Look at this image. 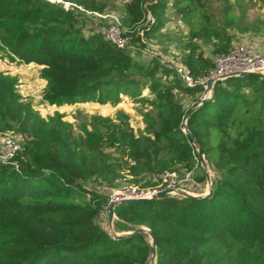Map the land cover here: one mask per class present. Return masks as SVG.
Masks as SVG:
<instances>
[{"label":"trees","instance_id":"obj_1","mask_svg":"<svg viewBox=\"0 0 264 264\" xmlns=\"http://www.w3.org/2000/svg\"><path fill=\"white\" fill-rule=\"evenodd\" d=\"M63 1L107 12L105 0ZM205 1L221 4L220 19ZM245 2L130 0L122 18L134 29L149 11L154 24L146 37L164 27L172 6L190 23L182 62L201 78L213 69V59L191 42L211 43L216 56L230 52L228 30L247 25L239 11ZM84 16L77 7L66 10L48 0H0V51L11 62L41 67L44 101L51 106L117 105L125 95L149 102L141 97L145 79L157 113L145 115L140 136L128 123L101 115L75 135L63 114L43 117L19 93V79L0 72V133L24 138L15 158L0 163V264H150L153 248L142 227L156 238V264H264V76L215 82L202 102L203 87H186L158 57L135 61L96 27L83 30ZM176 91L192 96V107L178 102ZM185 119L215 172L211 196L167 194L119 204L115 231L104 227L99 215L109 195L84 187L88 181L113 186L127 175L154 188L158 182L150 176L167 170L191 171L198 182L207 181L197 147L183 131ZM114 148L124 153L127 169L108 151Z\"/></svg>","mask_w":264,"mask_h":264},{"label":"rangeland","instance_id":"obj_2","mask_svg":"<svg viewBox=\"0 0 264 264\" xmlns=\"http://www.w3.org/2000/svg\"><path fill=\"white\" fill-rule=\"evenodd\" d=\"M107 3L108 14H117L124 17L125 6L130 0H105ZM172 3V0H169ZM172 5V4H171ZM206 8L209 13H213L218 19L221 16V4L215 1H205ZM242 13L243 22L246 23L243 28H233L229 29L228 33L232 35L233 49L240 45L253 47L264 54V0H246L244 4L239 9ZM83 19L85 22L83 30L90 31L93 27L98 28L104 19L98 16L88 15ZM165 25L157 33H149L146 36V41L148 46L156 50L157 53L162 55L167 61L174 63H182V57L189 49V30L190 23L189 19L184 18L181 14H178L170 6L169 10L165 15ZM250 23H253L257 28L254 30L250 27ZM100 24V25H99ZM253 25V26H254ZM250 27V28H249ZM192 45L196 44L198 51L204 53L206 57L214 58L216 55L213 54V46L211 43L204 40H198L195 43L191 42ZM134 59L137 62L148 64L150 57L143 52H134ZM41 67L36 64H17L11 62L9 57L6 56L5 52L0 51V72L8 73L16 76L19 79L18 91L22 95L25 101L31 102L34 108L39 111L43 117H48L56 114L57 112L64 115V120L71 122L74 125V134L79 132L80 125L83 123L89 124L93 116L101 115L104 117H111L115 121H124L130 125L137 135L144 133L145 115L152 113L156 115L157 110L151 101L154 100V96L150 92V81L143 79V89L142 96L144 99H148L149 102H143L138 99L131 98L129 96H122V101L113 105L100 104L95 102L77 103L74 105H64V106H51L44 101V91L47 86V81L41 77L40 74ZM176 100L183 104L186 109L192 107L195 99L192 96L184 94L182 92L176 91ZM110 153L113 155L114 159L122 160V167H127L125 162L127 160L124 157L122 151L114 148L109 149ZM205 171H207V181L215 177V172L211 169L209 164L206 162L204 165L200 163ZM127 169V168H125ZM127 172V170H124ZM124 174V172H122ZM185 173L180 172V178L185 177ZM196 174H200V170L197 169ZM148 177V176H147ZM155 183V176H150ZM131 177L123 175L119 177L113 186H105L98 184L95 180L88 181L84 185L90 189H122L124 187L138 188L139 186L131 182ZM155 180V181H154ZM206 181V182H207ZM198 182L194 176L189 182H183V189L189 192L207 195L210 188L207 187V183ZM159 184V183H158ZM182 187V186H181ZM155 188V187H154ZM172 195V194H171ZM102 225L107 227L111 231H115L113 225H104L103 219L99 217ZM127 233V232H126ZM125 233V234H126Z\"/></svg>","mask_w":264,"mask_h":264},{"label":"built area","instance_id":"obj_3","mask_svg":"<svg viewBox=\"0 0 264 264\" xmlns=\"http://www.w3.org/2000/svg\"><path fill=\"white\" fill-rule=\"evenodd\" d=\"M48 1L62 4L66 10L72 7H77L80 11L85 12L88 15H94L104 19L103 23L101 25L99 24L98 31L116 47L130 50L132 53L143 52L150 58H160L162 64L175 70L176 74L186 87L193 88L201 86L206 91L207 97L211 94V92L208 91L207 82L209 80L214 84L215 82L224 81L228 78L242 77L248 74H260L264 76V54L253 47L240 45L228 53L215 56L213 58V69L206 76L195 78L187 65L167 61L162 55L157 53L156 50H153L148 46L145 37V30H148L150 26L154 24V18L149 11L142 23L138 24L134 29H130L124 24L123 18L117 14L88 11L81 6L63 0ZM134 33L139 38V42L137 43L133 40L132 34ZM185 125L186 119L184 121V126ZM23 145L24 138L20 134L15 132L0 133V163H10L19 151L23 149ZM154 179L159 183L155 188H143L138 185V188L124 187L118 190L106 189L109 195V204L99 215V217L103 219L104 225L106 226L108 224L109 205L111 203H120L124 199L153 198L163 190H168L170 191V194L179 196L203 195L183 189L184 186L182 183L189 182L193 179L191 171L186 172L185 177L181 179L177 171L167 170L156 175ZM206 183L207 187H210L212 180L210 179ZM142 228L148 233V228Z\"/></svg>","mask_w":264,"mask_h":264},{"label":"water","instance_id":"obj_4","mask_svg":"<svg viewBox=\"0 0 264 264\" xmlns=\"http://www.w3.org/2000/svg\"><path fill=\"white\" fill-rule=\"evenodd\" d=\"M208 84V91L211 92L212 89H213V83L211 80H209L207 82ZM208 99V97H205L202 102L206 101ZM191 139V141L194 143V145L197 147V151L201 157V161H202V164L204 165L207 161H206V158L203 154V151L202 149L199 147L197 141L195 140V138L193 137V135L189 132L187 126L185 125L184 126V130H183ZM210 190H209V193L207 195H200L198 197H209L211 196L212 194V183L210 184ZM167 194H170V191L168 190H163V191H160L155 197L153 198H159V197H162L164 195H167ZM188 196V195H187ZM190 196H194V195H190ZM153 198H143V199H136V198H132V199H124L122 200L120 203H111L109 205V212H108V220L110 223H113V219L115 217V208L119 205V204H129V203H134V202H140V201H145V200H149V199H153ZM144 229V228H142ZM126 234H129V233H126ZM148 234L150 236V239H151V244H152V248H153V252H152V258H151V262L150 264H156V260H157V254H156V238L155 236L150 232V230H148Z\"/></svg>","mask_w":264,"mask_h":264},{"label":"crops","instance_id":"obj_5","mask_svg":"<svg viewBox=\"0 0 264 264\" xmlns=\"http://www.w3.org/2000/svg\"><path fill=\"white\" fill-rule=\"evenodd\" d=\"M32 64H33V63H32ZM117 219H118V217H117L116 214H115V217H114V219H113V223H110L109 220H108V225H110V226L113 225V227H114V223H115V221H116ZM125 233H126V232H122L120 235H125Z\"/></svg>","mask_w":264,"mask_h":264}]
</instances>
